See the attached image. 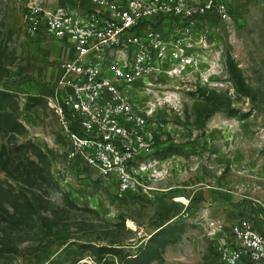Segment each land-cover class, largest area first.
<instances>
[{
    "label": "rangeland",
    "instance_id": "1",
    "mask_svg": "<svg viewBox=\"0 0 264 264\" xmlns=\"http://www.w3.org/2000/svg\"><path fill=\"white\" fill-rule=\"evenodd\" d=\"M24 1L0 0V264H224L213 225L264 202V0H226L209 85L153 87L156 152L174 153L172 168L123 198L62 153L44 96L67 53L27 35Z\"/></svg>",
    "mask_w": 264,
    "mask_h": 264
},
{
    "label": "built area",
    "instance_id": "2",
    "mask_svg": "<svg viewBox=\"0 0 264 264\" xmlns=\"http://www.w3.org/2000/svg\"><path fill=\"white\" fill-rule=\"evenodd\" d=\"M24 2L27 35L61 41L67 53L44 96L58 120L65 158L113 181L119 198L149 195L173 162L156 154L162 101L149 94L154 86L178 88L191 78L211 83L221 57L214 27L230 20L228 2ZM259 218L264 225V202ZM211 234L224 264H264V230L250 218L214 224Z\"/></svg>",
    "mask_w": 264,
    "mask_h": 264
},
{
    "label": "crops",
    "instance_id": "3",
    "mask_svg": "<svg viewBox=\"0 0 264 264\" xmlns=\"http://www.w3.org/2000/svg\"><path fill=\"white\" fill-rule=\"evenodd\" d=\"M178 197H182V196H178ZM259 215H260V212H259ZM259 215L255 216V217H243V218H250L252 221H254V223L256 224V227L259 230H264V225L262 224L261 219L259 218ZM238 220L239 219H235V220H233V221H231V222H229L227 224H225V223H223V224L228 227L230 224L235 223Z\"/></svg>",
    "mask_w": 264,
    "mask_h": 264
},
{
    "label": "trees",
    "instance_id": "4",
    "mask_svg": "<svg viewBox=\"0 0 264 264\" xmlns=\"http://www.w3.org/2000/svg\"><path fill=\"white\" fill-rule=\"evenodd\" d=\"M157 154H158L159 157L167 158V157H169L170 155H173L174 153H171V152H163V151L158 152V151H157ZM155 234H156V233H155ZM155 234H153V235L151 236V238H153V237L155 236ZM130 259H133L135 262L138 261V260H140V258H138V256L135 257V258L130 257Z\"/></svg>",
    "mask_w": 264,
    "mask_h": 264
}]
</instances>
